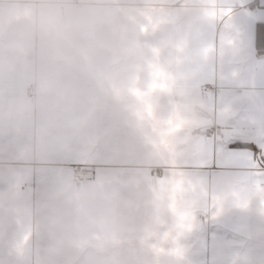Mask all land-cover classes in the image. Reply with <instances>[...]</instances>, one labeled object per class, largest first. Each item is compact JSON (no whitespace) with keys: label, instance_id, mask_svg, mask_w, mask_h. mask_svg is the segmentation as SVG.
I'll use <instances>...</instances> for the list:
<instances>
[{"label":"crops","instance_id":"obj_1","mask_svg":"<svg viewBox=\"0 0 264 264\" xmlns=\"http://www.w3.org/2000/svg\"><path fill=\"white\" fill-rule=\"evenodd\" d=\"M263 23L264 0H0V264H264Z\"/></svg>","mask_w":264,"mask_h":264},{"label":"built area","instance_id":"obj_2","mask_svg":"<svg viewBox=\"0 0 264 264\" xmlns=\"http://www.w3.org/2000/svg\"><path fill=\"white\" fill-rule=\"evenodd\" d=\"M201 89L207 90L205 86H203ZM28 93L32 92V88H29L27 90ZM151 176L153 178L159 177L158 170H152ZM95 178V169L94 168H78L74 174H73V180L75 181H91Z\"/></svg>","mask_w":264,"mask_h":264},{"label":"trees","instance_id":"obj_3","mask_svg":"<svg viewBox=\"0 0 264 264\" xmlns=\"http://www.w3.org/2000/svg\"><path fill=\"white\" fill-rule=\"evenodd\" d=\"M256 52L258 56L264 55V23L257 28Z\"/></svg>","mask_w":264,"mask_h":264}]
</instances>
